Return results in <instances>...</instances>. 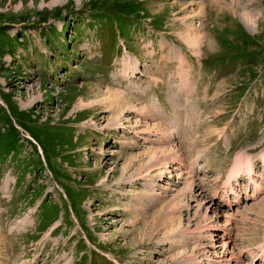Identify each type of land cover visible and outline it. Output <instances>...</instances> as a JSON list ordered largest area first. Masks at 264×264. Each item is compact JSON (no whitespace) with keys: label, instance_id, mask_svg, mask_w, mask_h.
I'll return each mask as SVG.
<instances>
[{"label":"rangeland","instance_id":"374dc122","mask_svg":"<svg viewBox=\"0 0 264 264\" xmlns=\"http://www.w3.org/2000/svg\"><path fill=\"white\" fill-rule=\"evenodd\" d=\"M262 155L264 0H0V264H252Z\"/></svg>","mask_w":264,"mask_h":264},{"label":"bare ground","instance_id":"6f19581e","mask_svg":"<svg viewBox=\"0 0 264 264\" xmlns=\"http://www.w3.org/2000/svg\"><path fill=\"white\" fill-rule=\"evenodd\" d=\"M121 96V95H120ZM118 99V98H117ZM109 100H111V99H109ZM122 102V100H121V98L117 101V106L119 107V105H120V103ZM126 102H127V100H126ZM115 103V102H114ZM128 103V102H127ZM113 105V104H112ZM153 131V130H152ZM164 150L166 151V152H171L172 150H173V148H172V150H171V147H169V149H167V148H164ZM179 150V149H178ZM176 151V150H175ZM157 152V151H156ZM262 161H263V164H264V156L262 155ZM156 160V159H155ZM158 162V161H157ZM163 163V162H162ZM160 164V163H159ZM167 164L168 163H164L163 164V167L164 166H167ZM159 168V167H158ZM157 168V169H158ZM161 168V167H160ZM181 173V172H180ZM185 174V173H184ZM146 175V174H145ZM144 175V176H145ZM186 175V174H185ZM185 175L183 176V173H182V175H179V177H181V178H183V180H185L186 179V181H187V178L185 177ZM243 176H246L249 180H251V183L252 182H255L256 183V181H255V177H254V164H253V162H252V159H250V157H247V156H239L237 159H236V161H235V164H234V166H233V168H232V170H231V172H230V176H229V178H228V180H227V187H225V189H227V191L226 192H230V190L228 191V189H231V191H232V196H233V198L236 200L235 202V205H237L238 204V202H237V200H240V195H239V190H237L236 188H237V186H238V184H235V183H233V182H236V183H238V181H237V179L236 178H239V177H242L243 178ZM151 177V176H150ZM190 177V176H189ZM190 181V180H189ZM193 181V180H192ZM188 182V181H187ZM254 184V183H253ZM252 184V185H253ZM255 185V184H254ZM186 187H185V190H188V191H191L192 192V188H193V182H191V183H188V184H186L185 185ZM258 187V186H257ZM256 187V185H255V190H254V193H256V190L258 191V188ZM254 195V194H253ZM196 197V196H195ZM253 197V196H252ZM197 198V197H196ZM199 198V197H198ZM197 198V199H198ZM228 198H230L229 196H228ZM227 198V199H228ZM200 199V198H199ZM227 201V204H226V206L225 207H227L229 210H227V211H221V207H220V211H218L219 210V208H217V207H215V206H211V207H209V206H206V205H204L205 203H203V202H200L199 201V208H201V209H205V213H204V217L206 218V219H210V218H214V217H216V218H218V217H221L220 215H221V213L223 212L225 215H222V216H224V224L222 225L224 228H225V232L227 231V228L229 229V222H230V218H229V213H230V209H231V207L233 206V201H231V199H228V200H226ZM225 207H223V208H225ZM227 212H229V213H227ZM212 215V217H210ZM208 229V228H207ZM218 236H220V235H218ZM225 236V235H224ZM221 239H223V236H221ZM227 240L226 241H220L219 242V244H217V247H219V248H221V251L220 250H217V249H213L212 250V252L211 251H208V255H210L209 254V252L211 253V255L212 256H210L208 259L209 260H211L212 259V261H213V263H215V264H225L226 262L227 263H231L232 261H234V260H237V256H235V254H234V248L232 249L231 248V246H230V239H229V236H227V238H226ZM224 240V239H223ZM232 243V242H231ZM206 245V244H205ZM210 248V247H209ZM208 250V249H207ZM206 250V251H207ZM206 251H205V253H206ZM198 252V251H197ZM264 252V251H263ZM192 254V253H191ZM194 254V253H193ZM200 254V253H199ZM206 257V256H205ZM208 257V256H207ZM256 257L257 256H253V259H256ZM200 262V261H199ZM235 262V261H234ZM226 263V264H227Z\"/></svg>","mask_w":264,"mask_h":264}]
</instances>
